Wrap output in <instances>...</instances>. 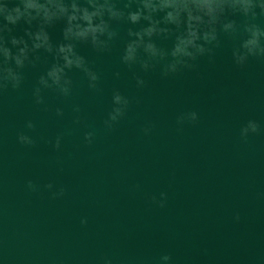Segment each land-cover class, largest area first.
I'll return each instance as SVG.
<instances>
[{"label": "water", "instance_id": "obj_1", "mask_svg": "<svg viewBox=\"0 0 264 264\" xmlns=\"http://www.w3.org/2000/svg\"><path fill=\"white\" fill-rule=\"evenodd\" d=\"M119 50L80 49L101 72L99 93L73 71L72 96L46 93L44 110L31 96L38 66L22 90L0 94V264H159L164 254L172 264H264V61L238 68L224 42L211 62L167 79L149 73L136 89ZM113 89L130 105L107 129ZM192 111L198 120L178 126ZM248 120L261 131L242 140ZM21 133L35 146L18 143ZM49 183L64 195L53 198ZM161 193L164 207L153 202Z\"/></svg>", "mask_w": 264, "mask_h": 264}, {"label": "clouds", "instance_id": "obj_2", "mask_svg": "<svg viewBox=\"0 0 264 264\" xmlns=\"http://www.w3.org/2000/svg\"><path fill=\"white\" fill-rule=\"evenodd\" d=\"M57 29L59 36L54 39ZM224 42L230 44L231 61L238 68L249 60L264 61V0H0V94L22 90L26 72L38 66L42 71L32 85L31 96L44 110L46 93L63 99L72 96L76 85L70 75L73 71L82 74L81 83L90 92L99 93L101 72L80 49L87 47L103 55L111 53L117 43L119 64L132 72L133 86L142 89L149 73L167 79L194 70L203 58L211 62ZM112 75L119 79L121 73ZM129 105L128 96L113 89L105 128L111 129L123 119ZM80 111L79 105H72L73 113ZM63 115V109L57 107L55 116ZM197 120L192 111L178 116L176 123ZM24 126L29 131L35 129L31 120ZM142 131L148 135L151 126ZM260 131V124L248 120L239 135L246 140ZM93 138L89 131L83 140L91 144ZM17 140L35 146L26 134H18ZM60 143L61 136H57L53 148L59 149ZM26 187L38 190L31 180ZM44 187L53 198L64 195L63 188L52 191L51 183ZM165 200L164 193L159 201L153 198L159 207H164ZM80 223L83 226L87 221L82 218ZM159 264H172L171 256L161 255Z\"/></svg>", "mask_w": 264, "mask_h": 264}]
</instances>
